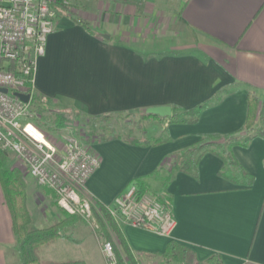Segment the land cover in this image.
I'll return each mask as SVG.
<instances>
[{
    "label": "crops",
    "instance_id": "obj_1",
    "mask_svg": "<svg viewBox=\"0 0 264 264\" xmlns=\"http://www.w3.org/2000/svg\"><path fill=\"white\" fill-rule=\"evenodd\" d=\"M73 1L90 30L64 13L56 17L33 75V90L52 107L100 116L159 105L186 110L212 100L194 123L164 121L167 137L158 145L106 141V156L86 182L96 202L110 204L141 178L148 193L165 194L175 218L167 236L121 224L130 249L163 252L173 240L190 249L189 264H264V139L233 147L253 178L249 186L220 175L222 161L212 153L191 172L176 166L181 152L201 135L243 127L248 92L264 97V0H106L103 10V0ZM32 180L42 192H34L41 202L36 196L31 201L32 221L34 213H43L45 225L62 217L50 191ZM2 202L0 264H19L3 194ZM39 205L54 210L47 213L48 206ZM88 230L82 243L96 247L83 245L86 257L67 255V241L60 238L45 247L57 252L56 259L45 257L44 250L41 256L105 264L97 236Z\"/></svg>",
    "mask_w": 264,
    "mask_h": 264
},
{
    "label": "built area",
    "instance_id": "obj_2",
    "mask_svg": "<svg viewBox=\"0 0 264 264\" xmlns=\"http://www.w3.org/2000/svg\"><path fill=\"white\" fill-rule=\"evenodd\" d=\"M69 4L70 0H62ZM56 0H0V149L12 154L22 171L48 189L57 205L70 215L85 218L92 227L98 205L86 182L100 165L92 145L68 128L50 138L32 120L30 101L36 61L45 54L48 36L55 29ZM29 82V85H28ZM14 93L28 94L22 101ZM63 130V129H62ZM106 210L120 224L169 235L175 218L165 194L140 192L130 181ZM105 264H115L110 240L100 247ZM170 264V263H159Z\"/></svg>",
    "mask_w": 264,
    "mask_h": 264
},
{
    "label": "trees",
    "instance_id": "obj_3",
    "mask_svg": "<svg viewBox=\"0 0 264 264\" xmlns=\"http://www.w3.org/2000/svg\"><path fill=\"white\" fill-rule=\"evenodd\" d=\"M55 10V18L64 13L73 21L90 30L89 21L76 15L71 4H64L62 0H56L52 5ZM29 85V82H28ZM30 108L33 112V123L43 132H58L65 128L72 110L53 111L48 98L32 91ZM212 100L205 101L200 105L186 110L172 109L170 117L161 118L149 114L145 110H135L104 115H82L81 123L85 126L84 137L79 135L87 143L104 142L112 139H120L131 145L149 146L158 145L165 141L166 129H162L157 136L146 134L144 121L154 120L158 123H194L201 111ZM76 115L79 114L75 111ZM138 114V120L127 119ZM137 116V115H136ZM254 137L264 139V97L260 99L254 92L247 94V113L243 127L236 132L220 135L217 133L203 134L192 145L187 146L179 155L178 168L185 172L193 171L198 161L206 153L216 155L222 161L220 175L234 182L249 186L253 178L240 166L233 154L234 146H247ZM9 153L0 149V187L7 205L11 219L12 230L16 237L14 249L17 253L19 264H86L82 259L49 260L41 256L43 248L49 246L58 238L63 237L62 228L69 223L83 221L92 228L89 222L78 215H69L62 211L64 216L51 221L42 227L32 225L30 210L27 205V185L20 169L8 165ZM233 177V178H232ZM236 178V180L234 179ZM140 192L149 189L145 181L138 178ZM92 220L95 224V233L100 234L106 240H110L116 256L115 264H144L146 258L153 257L158 262L170 264H189L190 249L186 246L169 240L163 252L139 253L133 252L128 246L121 224L109 214L103 203L95 205ZM61 213V214H62ZM95 219V220H94ZM94 230V229H93ZM92 231V230H91ZM99 235V236H100ZM100 236V237H101Z\"/></svg>",
    "mask_w": 264,
    "mask_h": 264
},
{
    "label": "rangeland",
    "instance_id": "obj_4",
    "mask_svg": "<svg viewBox=\"0 0 264 264\" xmlns=\"http://www.w3.org/2000/svg\"><path fill=\"white\" fill-rule=\"evenodd\" d=\"M83 1L84 0H82V2ZM103 2L104 3H102L101 6L99 7L102 10L103 9H106V0H103ZM86 3L89 4V5H92L94 3V1H89L88 0ZM70 4H71L72 8H74L73 10H75V12H77V9L79 10V7L76 6V4H75V2L73 0H70L69 1V5ZM49 108L52 109L53 111L60 110V109H57V108L52 107V105H50ZM75 113H76L75 111H71L69 113V120L65 124V128L66 127H69L68 130L71 133L75 134L78 137H79V135H81L82 137H84L85 134H84V131H82V129L85 126L81 123V121H82L81 116L83 114L80 113V112H78L79 114L76 115ZM136 115H133L132 117L129 116V117H126V118L127 119H131V120H138V118H139L138 116L139 115L138 114H136ZM144 125H146V129H147L146 134L148 133L149 135L157 136V135L160 134V131L162 130L161 127H162L163 124L158 123V122H156L154 120H151V121H144ZM61 131L64 132V128H63V130L60 129L58 132H54V131L50 130V131H46V132L44 131V133H45V135H47L48 137H50V138L53 139V138H57V136H59L61 134ZM166 137H167V133H165V135H164V138H166ZM91 145H92L93 150L98 153V155H99L100 158L101 157L103 158L104 156H106V141H104V142H95V143H92ZM7 163H8V165H12L13 167H16L17 169H20L21 172L23 173L24 180H25L26 185H27V194H28V197H27V205H28L29 210H31V212L35 211V210H33V209H35V205H30V204H32L33 200L35 199V196L40 201V195H38V194L39 193H42V192L40 191V189L38 187H36L34 185V182H33L32 178H31V176L27 172H24V171H22L21 168H19V166L17 165V162H16V160L13 157L12 154H9L8 155ZM35 191H39V193L35 194L34 193ZM51 202L54 203L57 206L56 208L61 209L57 205L56 201L53 198H51ZM0 203H3L2 202L1 189H0ZM33 206H34V208H33ZM47 206H48V212L47 213H49L53 209L51 205H39L38 209H41V208L47 207ZM31 207H32V209H30ZM61 210L64 211L63 209H61ZM31 212H30V214H31ZM33 215H34L35 220L32 221V225H34V226H37L38 225L37 227H42V226L45 225V223H41L46 218V217H44L43 213L40 216H38V214H36V213H34ZM61 216H64V214L62 213ZM40 224H42V225H40ZM88 224L91 225V221ZM77 226H78V228H75V226L73 224H71V223L66 224L62 228V234L64 236L61 237L60 239H64L62 241H65V242L67 241L66 243H67V245L69 247L67 249L68 250L67 255H70L72 257L74 256V257L82 258V257H86L87 255H86L85 252H82V249L83 248H81V247L86 244L90 248H93L94 242L91 243V241L85 240L82 243V240H83L82 235H85V233H88V231H89L88 228H90V227L88 225H86L83 221H80V220H79V222H77ZM87 226H88V228H87ZM90 230H92V232L97 236V240H98V242L100 244V247H101L102 243L104 241H107L106 238L102 237L99 234L101 236L100 237L97 233H95V227L90 228ZM94 246L96 247V244H94ZM43 250H44V256L45 257H52V258H55V259L57 258V257H55V255L57 253L55 250H54V252L50 251L49 249H45V248H43ZM153 259L150 260L151 262L149 261L146 264H159V263H162V262H154Z\"/></svg>",
    "mask_w": 264,
    "mask_h": 264
},
{
    "label": "water",
    "instance_id": "obj_5",
    "mask_svg": "<svg viewBox=\"0 0 264 264\" xmlns=\"http://www.w3.org/2000/svg\"><path fill=\"white\" fill-rule=\"evenodd\" d=\"M104 37L106 38V35ZM0 91L7 92L8 90L7 88L0 87ZM14 95L18 96L24 102L29 100L28 94L14 93ZM145 112L161 118L170 117L172 115V109L169 105L150 106L145 109Z\"/></svg>",
    "mask_w": 264,
    "mask_h": 264
}]
</instances>
